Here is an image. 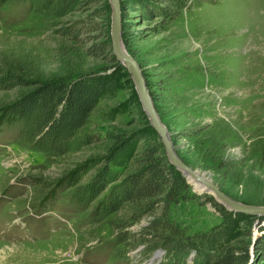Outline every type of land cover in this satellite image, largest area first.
Listing matches in <instances>:
<instances>
[{
    "label": "rangeland",
    "instance_id": "1",
    "mask_svg": "<svg viewBox=\"0 0 264 264\" xmlns=\"http://www.w3.org/2000/svg\"><path fill=\"white\" fill-rule=\"evenodd\" d=\"M87 1L61 21H84L81 42H74L56 34L57 28L32 11L30 2L0 0V69L21 68L19 72L29 80L109 73L111 65L103 57L89 56L88 49L103 41L100 29L104 24L110 27L111 7L108 19L95 17L92 22L91 15L107 10L102 0ZM133 1L121 0L122 38L142 70L176 153L231 199L264 206V0H190L174 22L156 14L146 18ZM155 7H167L166 0ZM95 23L98 30L92 31ZM123 81L124 90L115 99L102 101L91 123L79 133L91 136L94 143L53 164L46 163L42 153L18 144L19 123L0 124V264L163 262V249L147 257L142 246L116 248L118 224L130 222L129 230L139 232L156 221L155 215L131 222L135 211L126 206L98 224L97 201L88 208L77 202V188L91 183L100 167L81 173L74 184L69 180L102 160L119 137L133 138L146 128L144 118L149 119L133 100L135 86L132 80ZM21 92L0 90V117ZM138 152L122 179L133 171ZM220 206L226 209L190 184L189 198L172 205L168 217L171 225L190 235L213 232L224 220ZM260 226L264 222L256 219L252 235L239 245L247 243L250 262L262 235ZM160 252L163 255L154 259ZM194 256L186 259L188 264H193Z\"/></svg>",
    "mask_w": 264,
    "mask_h": 264
},
{
    "label": "trees",
    "instance_id": "2",
    "mask_svg": "<svg viewBox=\"0 0 264 264\" xmlns=\"http://www.w3.org/2000/svg\"><path fill=\"white\" fill-rule=\"evenodd\" d=\"M11 1L14 0H3V3ZM17 1L30 2L32 11L40 14L51 27L57 28L55 33L62 38L81 42L84 21H61L86 6L87 0ZM102 1L106 14L94 13L89 21L93 22L95 17L101 16L109 18L110 4ZM158 1L160 0L133 2L139 5L148 19L156 14L174 22L188 8L190 0H166L167 7L157 8L155 4ZM96 26L98 23L90 29L98 30ZM102 27L100 30H104L103 41L88 49V55L103 57L111 65L109 73H77L76 77L65 75L48 80H29L19 72L22 71L21 68L11 65L0 69V90L23 91L18 100L5 107L0 124L19 123L22 133L18 144L30 151L42 153L48 164H53L68 154L82 152L92 145L93 138L88 135L80 136V131L91 123V115L102 101L115 99L124 90V79L131 81L126 69L112 55L110 27L107 24ZM134 95L135 105L141 108L137 93ZM141 114L144 115L143 111ZM110 119L113 120L114 116L111 115ZM144 119L147 126L137 136L119 137L102 160H95L88 167H83L78 174L70 176L69 180L74 184L81 173L86 174L100 167L91 183L84 188H77V202L88 208L97 201L94 216L98 224L106 222L126 206H131L135 211L131 222L137 223L144 216L155 215L156 221L139 232L129 230L132 225L130 222L118 224V251L142 246L143 255L148 257L163 249L165 258L160 264H188L186 259L191 253H195L193 264H264V226L259 228L262 235L255 244L252 262L247 243L239 247L245 242V238L252 235L255 220L262 223L264 217L235 214L220 206L224 220L222 226L213 232L190 235L185 228L171 225L168 217L170 207L189 198L190 184L170 164L158 134L147 118ZM139 150L140 159L134 162L133 171L122 179L124 170L131 165ZM107 191L109 192L105 198L100 200ZM158 211L160 214L156 215Z\"/></svg>",
    "mask_w": 264,
    "mask_h": 264
},
{
    "label": "water",
    "instance_id": "3",
    "mask_svg": "<svg viewBox=\"0 0 264 264\" xmlns=\"http://www.w3.org/2000/svg\"><path fill=\"white\" fill-rule=\"evenodd\" d=\"M108 1L112 11L110 24L112 55L128 72L135 86L142 109L146 113L150 125L158 134L170 164L182 173L189 184L199 185L202 188L201 192L211 194L216 201L224 205L229 211H233L235 213H243L258 218L264 217V206L244 205L231 199L210 178L206 177L205 174H202L197 170H194L192 167L188 166L176 153L169 131L165 124L162 122L160 115L156 109L142 70L134 57L125 48V43L122 38L121 0ZM163 253L164 252L155 254L154 259L161 257Z\"/></svg>",
    "mask_w": 264,
    "mask_h": 264
},
{
    "label": "bare ground",
    "instance_id": "4",
    "mask_svg": "<svg viewBox=\"0 0 264 264\" xmlns=\"http://www.w3.org/2000/svg\"><path fill=\"white\" fill-rule=\"evenodd\" d=\"M194 187L196 188V185H194ZM197 188H199V190L202 191V188H201L199 185H197ZM197 188H196V190H197L198 192H200Z\"/></svg>",
    "mask_w": 264,
    "mask_h": 264
}]
</instances>
